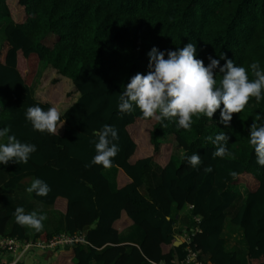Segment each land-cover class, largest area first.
Segmentation results:
<instances>
[{
  "label": "trees",
  "instance_id": "trees-1",
  "mask_svg": "<svg viewBox=\"0 0 264 264\" xmlns=\"http://www.w3.org/2000/svg\"><path fill=\"white\" fill-rule=\"evenodd\" d=\"M0 11L6 19L0 42V129L10 126L9 134L37 146L26 164H0L7 172L2 185L15 188L31 174L51 188L47 196L33 192V198L63 215L61 227L30 238L27 228L16 223L17 205L8 203L0 206V235L19 240H48L60 233L84 237L59 245L63 260L49 264H184L186 243L175 245V233L198 226L190 244L215 264H264V167L256 162L249 136L254 122L264 125V90L259 101L252 97L233 114L230 126L221 123L223 105L212 119L193 116L189 129L178 128L176 118L144 119L135 105L131 114L118 110L123 86L136 73H148L153 47L177 50L192 42L205 66L210 56L222 66L224 55L254 79L253 62L264 70V0H0ZM49 35L54 38L47 43ZM41 61L70 77L79 92L59 111L55 135L34 130L25 117L30 106H54L32 94ZM214 72L219 86L223 74ZM104 124L114 126L119 136L114 186L102 165L85 166L96 154L93 132ZM220 133L229 137L230 154L213 159L216 146L207 137ZM163 134H172L184 155H175L172 143L159 138ZM192 154L201 156L198 168L185 159ZM158 160L159 181L142 192L145 169ZM209 165L213 170L205 172ZM239 183L246 193L230 220L242 231L244 263L223 235L226 209ZM137 228L140 238L123 242Z\"/></svg>",
  "mask_w": 264,
  "mask_h": 264
},
{
  "label": "clouds",
  "instance_id": "clouds-1",
  "mask_svg": "<svg viewBox=\"0 0 264 264\" xmlns=\"http://www.w3.org/2000/svg\"><path fill=\"white\" fill-rule=\"evenodd\" d=\"M148 56V73H136L130 82L123 86L118 100V110L122 114H131L135 105L144 119L176 118L178 128L189 129L193 116H207L212 119L214 113L223 105L220 120L224 125L230 126L233 114L240 113L250 98L255 97L257 101L261 99L264 70L260 69L259 62L250 65L254 76V79L250 80L245 67L236 65L224 55L221 59H226V63L222 66L220 60L211 56L210 63L205 66L202 59L196 58L197 47L192 42L177 50L160 51L153 47ZM215 69H219V73L223 74L219 86L215 79ZM25 117L34 130L57 134V125L61 120L57 107L52 106L44 110L39 105L30 106L26 109ZM63 124L64 121L60 128ZM9 133L10 126L0 129V139L6 137L7 141L0 143V164L28 163L31 154L37 151V146L22 143L14 134ZM93 135L98 138L92 141L96 154L85 166L102 165L104 168H110L119 152V145L115 143L119 139L118 130L110 124H104L100 130L94 131ZM249 136L256 162L264 167V125L258 126L254 122L250 126ZM207 139L216 146L212 152L213 159L230 154L226 146L229 140L226 134L220 133L215 139L211 136ZM185 159L192 168H198L202 164L199 154L185 156ZM212 170L210 165L204 168L205 172ZM230 175L235 177L236 173L232 172ZM26 191L29 194L35 192L38 196H47L51 188L45 181L37 178ZM14 217L21 227L37 232L43 229V221L46 220L44 214L35 210L26 212L22 206L16 207ZM175 237H178L176 233L174 239Z\"/></svg>",
  "mask_w": 264,
  "mask_h": 264
},
{
  "label": "rangeland",
  "instance_id": "rangeland-1",
  "mask_svg": "<svg viewBox=\"0 0 264 264\" xmlns=\"http://www.w3.org/2000/svg\"><path fill=\"white\" fill-rule=\"evenodd\" d=\"M6 19L2 16V12L0 11V42L4 37V25ZM54 36L49 35L44 40L47 43H50L53 40ZM32 94L43 101H48L54 106L64 107L69 103H72L79 92L76 90L74 84L72 83L70 77L59 73L53 66L45 61H41L38 64L37 72L34 76V79L31 84ZM151 127V121L145 122V129L147 133ZM159 138L163 141H170L172 143V151L175 155L181 156L183 153V149L181 146L175 141L172 134H163L160 135ZM4 138L0 139V143H3ZM162 165L161 161L152 162L144 172V181L140 185V190L145 192V189L149 185H153L159 181V167ZM116 167L112 165L110 168H105L104 173L109 178L110 184L114 186ZM7 176L6 170L0 168V206H3L8 203L16 204L17 206H22L26 212L37 211L38 213H42L46 216V220L43 221V230H51L54 227L63 224V217L60 211L53 208L52 206L38 201L33 198L32 193L29 194L26 191L32 181L35 180L34 176L29 174L26 175L15 188H4L2 183L5 177ZM235 190L238 195L233 203L228 206L226 209V221L223 228V235L226 241V246L229 249H237L238 256L241 258L242 262L245 261V248L246 245L242 238V231L240 226L231 222L230 217L235 212L241 201L243 200L246 193V186L244 183H239L235 186ZM180 219L185 220V215L183 211H180ZM11 226V220L8 224V227ZM27 228V227H26ZM27 232L31 238V236L37 231L31 228H27ZM137 233L141 234L142 231L140 228H137ZM58 244L57 246H59ZM53 249L57 247H46L41 248L38 246H31L27 250L21 249V247L17 248L16 253H20L22 250L21 257L23 256L22 263L26 264H49L52 259H55L54 255L50 256V258H46L45 252L47 249ZM5 254H11L8 250L1 249L0 250V259L5 256ZM12 255V254H11Z\"/></svg>",
  "mask_w": 264,
  "mask_h": 264
},
{
  "label": "built area",
  "instance_id": "built-area-1",
  "mask_svg": "<svg viewBox=\"0 0 264 264\" xmlns=\"http://www.w3.org/2000/svg\"><path fill=\"white\" fill-rule=\"evenodd\" d=\"M198 220V217L195 216ZM178 225V224H177ZM177 227H180L179 225ZM190 230L182 229L181 231L176 232V236L180 238L181 243H186V253L182 258V262L184 264H215L209 257V254L203 252L200 248H196L192 246L191 243V233L194 230H199L198 226H194ZM77 240H85L82 235L78 234H65L60 233L58 235L53 236L48 240L42 239H28V240H19L14 236L0 235V250L5 249L8 250L9 253L12 254L13 258L7 261V264H16L21 257L22 250L20 253H16L17 248L21 247V249L27 250L31 246H38L41 248L46 247H56L58 244L62 245L64 243H68L71 241ZM162 264V263H156Z\"/></svg>",
  "mask_w": 264,
  "mask_h": 264
},
{
  "label": "crops",
  "instance_id": "crops-1",
  "mask_svg": "<svg viewBox=\"0 0 264 264\" xmlns=\"http://www.w3.org/2000/svg\"><path fill=\"white\" fill-rule=\"evenodd\" d=\"M71 103H69V104H67L66 106H64V107H58V106H55V107H57V109L60 111V112H63L69 105H70ZM17 187V186H16ZM13 204V203H12ZM62 217H63V215H62ZM177 228V227H176ZM127 229H129V227L127 226L124 230H123V232L125 231V230H127ZM140 235L141 234H139V233H137V231H134L133 233L131 232V233H129L126 237H125V240L123 241V242H126V243H133V240H137V239H139L140 238ZM52 255H54L55 257V260H57V261H62L63 260V258H62V256H61V254L59 253V248L57 247V248H53V249H47L46 250V252H45V256H46V258H50V256H52ZM13 258V256L11 255V254H5V256H3L1 259H0V261L2 260V259H4V260H6V261H9L10 259H12ZM20 259H21V261H23V256L22 257H20ZM24 264H26L25 262H24ZM33 264H36V263H33ZM90 264H102L101 262H99V261H92Z\"/></svg>",
  "mask_w": 264,
  "mask_h": 264
},
{
  "label": "water",
  "instance_id": "water-1",
  "mask_svg": "<svg viewBox=\"0 0 264 264\" xmlns=\"http://www.w3.org/2000/svg\"><path fill=\"white\" fill-rule=\"evenodd\" d=\"M175 245H178L180 243V239L178 237H175L174 242Z\"/></svg>",
  "mask_w": 264,
  "mask_h": 264
}]
</instances>
